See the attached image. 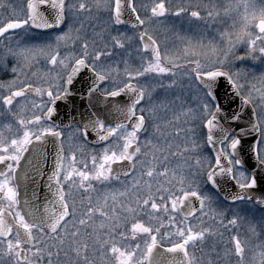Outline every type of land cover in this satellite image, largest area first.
I'll list each match as a JSON object with an SVG mask.
<instances>
[{
    "label": "snow or ice",
    "instance_id": "1",
    "mask_svg": "<svg viewBox=\"0 0 264 264\" xmlns=\"http://www.w3.org/2000/svg\"><path fill=\"white\" fill-rule=\"evenodd\" d=\"M262 181L264 0H0V264H264Z\"/></svg>",
    "mask_w": 264,
    "mask_h": 264
},
{
    "label": "water",
    "instance_id": "2",
    "mask_svg": "<svg viewBox=\"0 0 264 264\" xmlns=\"http://www.w3.org/2000/svg\"><path fill=\"white\" fill-rule=\"evenodd\" d=\"M88 73L85 71L82 73V75L77 79V82L75 83L74 87H73V91L76 93H82L85 89H86V84L85 81L87 79ZM221 84H223L224 86L220 88V94L223 97L224 92L227 90V85L225 84V82L223 80H221ZM87 101L85 100H81L80 99V95H75L71 98V102L69 104H65V102L61 101L59 102V116L58 117H54V120L56 123H59L61 120H63L65 123L68 122L69 120V113L71 110V105L74 104L78 107L83 106L84 104H86ZM239 104V101L237 100L234 104L231 105L232 108H236L237 105ZM48 151L49 153L52 152V148L51 145H49L48 147ZM51 161H52V157L51 155L49 156V168L51 166ZM252 161H249V164H251ZM47 182V177L45 176L43 180H39V178H37V183L35 185L30 184L27 191L29 193V195H31V193L35 190V192L37 193V195L40 196L41 200H43L44 196L47 194V188L45 187V184ZM262 183H264V181H262Z\"/></svg>",
    "mask_w": 264,
    "mask_h": 264
},
{
    "label": "rangeland",
    "instance_id": "3",
    "mask_svg": "<svg viewBox=\"0 0 264 264\" xmlns=\"http://www.w3.org/2000/svg\"><path fill=\"white\" fill-rule=\"evenodd\" d=\"M175 23H176L177 28H180L181 27V23L179 21H176ZM192 27L195 28V25H193ZM183 29L185 31H188L189 25L188 24H183Z\"/></svg>",
    "mask_w": 264,
    "mask_h": 264
}]
</instances>
